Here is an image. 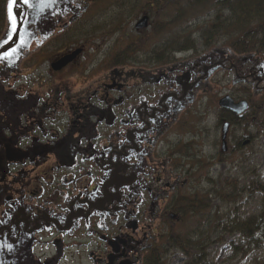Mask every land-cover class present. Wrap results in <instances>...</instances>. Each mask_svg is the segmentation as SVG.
Masks as SVG:
<instances>
[{
    "label": "flooded vegetation",
    "instance_id": "1",
    "mask_svg": "<svg viewBox=\"0 0 264 264\" xmlns=\"http://www.w3.org/2000/svg\"><path fill=\"white\" fill-rule=\"evenodd\" d=\"M68 19L47 40L38 36L18 70L0 76V264H70L85 252L90 264H117V255L142 264L157 247L146 245L152 224L180 221V181L202 178L207 163L200 137L212 126L190 113L196 97L187 98L196 95L199 66L168 60L162 73L143 71L141 88L138 71L116 56L109 76L96 77L106 40L88 55L84 44L50 51ZM134 53L132 64L145 54ZM231 113L215 115L224 155L242 120Z\"/></svg>",
    "mask_w": 264,
    "mask_h": 264
},
{
    "label": "rangeland",
    "instance_id": "2",
    "mask_svg": "<svg viewBox=\"0 0 264 264\" xmlns=\"http://www.w3.org/2000/svg\"><path fill=\"white\" fill-rule=\"evenodd\" d=\"M99 1L75 0L69 23L64 31L59 33L56 40L58 43L50 51L57 52L72 44H84L86 50L84 55H88L91 50L99 48V43L106 40L107 60L102 67L96 70L95 76H101L103 73L109 76V71L113 69L111 67L113 60L117 56L123 61V66L127 63L134 67V71H138L137 82L141 88L145 87L140 84L143 82V71L162 73L164 69L161 67L167 64L168 60L171 62L186 59L189 60L188 63H197L199 86L196 87L198 88L195 95L196 100L193 103L195 108L190 113L203 119L204 126H212L200 137L203 139L202 156L207 161L206 165H202L203 179L199 174L196 179H194L195 176L193 177V181H180L183 184L181 189L179 184L175 186L186 195L185 202L188 199L195 200L193 202L195 206L205 205L207 207L199 214L186 210L185 213H181L179 222L169 221L165 229L159 225L158 219L155 220L151 226V238L146 245L170 246L165 248L164 261L166 264H193L194 260L200 256L207 258L209 264H263V258L261 259L262 256L258 252L246 256L239 251L240 243L235 233L213 230L206 218L235 210L233 216L240 219L241 216H255L261 211V195L251 193L250 187L251 182H264V132L256 134L253 130L254 125L252 126V123H255L258 124V128H261L259 120L250 113L243 119L241 118V121L235 122L232 128L233 143L228 144L226 155L219 153L220 131L216 133L214 124L216 112L223 111L219 108L218 100L224 95H229L235 100L250 98V100L259 101L260 98V103L256 104V108L264 104L260 91L255 88L257 81L254 80L260 76L257 72L258 65L264 66V55L254 52H235L230 46L231 34L213 38L207 44L198 28L208 24L211 17L209 15L213 13H210L211 9H204L203 13L198 16L199 19L194 18L191 21L190 31L192 33L189 36L193 39V46L185 50H167L164 55L166 63L156 62L160 61L155 57L161 54V51L155 50L154 46L170 38V35L164 28V18L157 17L159 12L154 10L155 6L152 1L140 0L134 8L128 5L121 9L123 12H116L113 9L116 4L115 0ZM166 14L170 16L173 12L168 10ZM143 16L148 17L149 26L144 29L137 28L140 30L135 29L136 23ZM55 18L64 19L59 14H56ZM181 23L184 27L188 26L184 25L183 20ZM137 51L139 55L145 54L136 58V62L132 64L129 60L136 56L134 52ZM207 67L208 70H205ZM126 69L130 68L126 67ZM41 73L42 76L51 80L50 69L46 63ZM62 76V73L56 74L57 80ZM66 76L67 73L64 77ZM246 76L249 77L246 78ZM238 77H245V80H239ZM260 78L262 83L259 85L264 86V71ZM246 130L251 131L252 135L244 134ZM246 136H249L250 140L243 144L244 139H247ZM210 159L214 160L213 165L208 163ZM208 181L214 182L209 183ZM233 190H237L234 195L235 201L232 199ZM188 229L200 232L199 236L186 239L189 242H198V248L184 245L185 250H181L177 246L178 242L183 243L180 234ZM142 250L143 248L139 247L140 255ZM85 253L70 264H90L82 259Z\"/></svg>",
    "mask_w": 264,
    "mask_h": 264
},
{
    "label": "trees",
    "instance_id": "3",
    "mask_svg": "<svg viewBox=\"0 0 264 264\" xmlns=\"http://www.w3.org/2000/svg\"><path fill=\"white\" fill-rule=\"evenodd\" d=\"M100 2L99 0H96ZM140 0H115L113 9L116 12L122 11L128 5L133 8L137 6ZM155 6L154 10L159 12L157 17H162L164 28L169 33L170 38L164 39L162 43H157L155 50H160L161 54L157 55L155 59L163 60L167 50H185L193 46V39L190 38V25L192 19H199L200 14L204 9H211L209 16L210 20L205 26L198 28L200 34L205 39L207 44L213 38L230 35V46L237 53L254 52L264 55V0H151ZM5 3L6 0H0V35L5 28ZM117 4L121 5L118 6ZM171 10L172 15L168 16L166 12ZM123 12V11H122ZM119 16L120 14L117 13ZM184 21V27L181 21ZM261 99H264V93H261ZM250 110L242 117L251 115L259 120L258 128L255 123H252L253 130L256 134L261 131L264 132V104L256 108V104L260 103L257 100H250ZM224 113V111H223ZM232 115V114H231ZM241 121V120H239ZM237 121V122H239ZM244 134L252 135L251 131L246 130ZM255 134V135H256ZM254 135V136H255ZM213 183L214 181H208ZM251 193H259L261 195V211L255 216L236 218L233 215L235 210L228 213L215 216H207L206 221L212 226L215 231L232 232L237 235L239 241V251L243 254L250 255L253 253L261 254L264 264V182L254 181L250 183ZM234 195L237 190H233ZM228 199V198H227ZM195 200H186V210L197 212L205 209L207 206H195ZM197 207V208H193ZM188 229L185 233H181L183 243L177 244L178 248L185 250L184 245H192L193 248H198V242H189L186 239H191L199 236L200 232L190 231ZM198 241V240H197ZM168 246V245H167ZM155 247L148 251V256L142 264H166L164 261L165 248ZM198 257V256H196ZM193 264H209L207 258L201 256L194 260Z\"/></svg>",
    "mask_w": 264,
    "mask_h": 264
},
{
    "label": "water",
    "instance_id": "4",
    "mask_svg": "<svg viewBox=\"0 0 264 264\" xmlns=\"http://www.w3.org/2000/svg\"><path fill=\"white\" fill-rule=\"evenodd\" d=\"M74 2L75 0H7L6 29L0 37V76L5 72L16 70L24 52L36 40V35L39 34L44 38L48 37L54 30L55 23L53 17L56 14L65 15L73 11L72 5ZM147 24L148 17L143 16L136 23V28H144ZM71 57L70 55L62 58L59 62L55 63L54 67L59 68L64 66ZM194 65L198 64L194 63ZM205 70H208V67ZM263 71L264 66L262 64L258 65L257 72L260 76L263 75ZM260 76L254 79L257 81L256 88L262 83ZM248 77L246 76V78ZM238 79L245 80V77H238ZM198 86L199 81L196 84V87ZM187 98H189L188 102L193 100L192 90L187 93ZM219 106L236 115H240L248 109V102L246 100L236 102L232 97L226 95L219 100ZM227 128L228 124L225 123L222 127L223 151L226 149L225 138ZM120 264H132V262L123 258Z\"/></svg>",
    "mask_w": 264,
    "mask_h": 264
}]
</instances>
